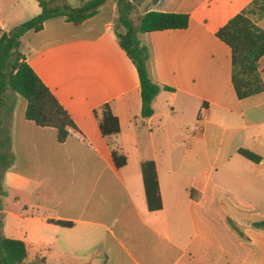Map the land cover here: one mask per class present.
<instances>
[{"label": "crops", "instance_id": "crops-1", "mask_svg": "<svg viewBox=\"0 0 264 264\" xmlns=\"http://www.w3.org/2000/svg\"><path fill=\"white\" fill-rule=\"evenodd\" d=\"M128 1L136 17H190L186 29L139 35L162 88L151 117L116 34L117 1L80 25L56 16L22 37L28 64L74 124L61 143L57 129L26 119V99L6 93L0 128L15 160L2 182L3 235L46 264H264V229L255 226L264 222V91L238 97L232 50L217 36L254 0ZM41 12L37 0H0V29ZM259 71L264 79V56ZM105 105L117 134L101 131L95 113Z\"/></svg>", "mask_w": 264, "mask_h": 264}, {"label": "trees", "instance_id": "trees-1", "mask_svg": "<svg viewBox=\"0 0 264 264\" xmlns=\"http://www.w3.org/2000/svg\"><path fill=\"white\" fill-rule=\"evenodd\" d=\"M37 1L42 8L39 15L10 31L0 29V105L5 102V95L9 91L19 94L28 103L26 119L40 127L57 129L58 140L63 143L69 135L68 128L73 126L74 122L57 97L28 64L21 51L22 37L28 31L42 30L44 23L56 16H66L73 24L80 25L95 16L108 0H89L78 7L61 3L60 0ZM115 1L118 3L122 25L121 29L116 30V34L121 47L138 70L143 102L142 114L144 117H151L154 114L153 102L162 88L150 76L149 50L141 44L139 35L153 31L186 29L190 17L187 14L160 12H149L136 17L137 7L134 2ZM257 15H264V0H254L217 33L232 50L233 83L240 99L264 91V79L259 71V61L264 56V29L257 25L254 19ZM95 114L104 136L120 132L118 118L113 115L109 105L103 106ZM10 150L11 136L0 128V208L2 198L7 195L2 184L3 177L15 160ZM240 153L256 163L261 161L260 156L249 150L241 149ZM113 157L117 167L126 165L125 155L114 150ZM57 223L71 226V223L64 221ZM255 226L264 229V222L256 223ZM0 264H46V261L44 258L29 261L26 243L3 235L0 224Z\"/></svg>", "mask_w": 264, "mask_h": 264}, {"label": "rangeland", "instance_id": "rangeland-1", "mask_svg": "<svg viewBox=\"0 0 264 264\" xmlns=\"http://www.w3.org/2000/svg\"><path fill=\"white\" fill-rule=\"evenodd\" d=\"M60 1H61V3H69L73 7H78L82 3L89 1V0H60ZM254 19H255L258 26H260L261 28H262V26H264V15H257V16H255ZM15 26H17V25H15ZM13 28H15V27H13ZM3 222H4L3 217L0 216L1 231L3 229ZM31 254L34 255V251H32ZM45 261H46V259H45Z\"/></svg>", "mask_w": 264, "mask_h": 264}, {"label": "built area", "instance_id": "built-area-1", "mask_svg": "<svg viewBox=\"0 0 264 264\" xmlns=\"http://www.w3.org/2000/svg\"><path fill=\"white\" fill-rule=\"evenodd\" d=\"M204 119H205V110L202 109V111L200 112V120L203 121ZM74 133L77 135L78 138L84 140V137L81 133H78V132H74Z\"/></svg>", "mask_w": 264, "mask_h": 264}]
</instances>
